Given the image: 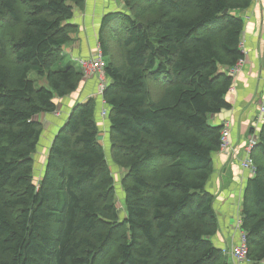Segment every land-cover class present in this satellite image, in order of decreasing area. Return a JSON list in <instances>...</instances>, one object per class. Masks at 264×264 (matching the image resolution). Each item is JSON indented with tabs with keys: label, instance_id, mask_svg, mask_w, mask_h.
I'll return each mask as SVG.
<instances>
[{
	"label": "trees",
	"instance_id": "trees-1",
	"mask_svg": "<svg viewBox=\"0 0 264 264\" xmlns=\"http://www.w3.org/2000/svg\"><path fill=\"white\" fill-rule=\"evenodd\" d=\"M120 1L125 12L105 15L99 29L101 99L74 104L35 183V117L55 113V99L83 78L61 49L84 0H0V264H235L231 239L213 241L219 220L206 185L223 127L208 117L230 109V70L245 58L236 12L252 1ZM150 80L167 83L159 96ZM261 124L239 207L245 264H264ZM106 151L126 170L123 215Z\"/></svg>",
	"mask_w": 264,
	"mask_h": 264
},
{
	"label": "crops",
	"instance_id": "crops-1",
	"mask_svg": "<svg viewBox=\"0 0 264 264\" xmlns=\"http://www.w3.org/2000/svg\"><path fill=\"white\" fill-rule=\"evenodd\" d=\"M114 12H125L120 0H84L82 8H74L73 17L68 24L73 26L75 31L70 34V42L61 49L62 63L72 64L76 68L78 65L79 72L83 74L79 60L90 61L93 58L99 47L101 21L105 15ZM236 15L244 20L242 50L245 58L239 66V71L232 77L233 86L225 97L230 109L208 117L212 126H224L225 121H231L228 153L231 147L242 148L239 150L235 147L237 153L232 155L233 158L223 157L219 152L213 154L215 172L206 185V189L216 196L214 207L221 229V233L213 240L223 244L228 237L234 236L232 219L236 214L237 204L241 202L245 182L250 176V172L242 171L239 164L244 160L245 148L249 141L252 138L258 140L261 123H264L256 122L258 106L264 100V0L257 3L252 1L248 10L236 12ZM96 89V76L87 79L83 77L72 94L78 103H81L94 98V95L98 94ZM238 153L239 157H236Z\"/></svg>",
	"mask_w": 264,
	"mask_h": 264
},
{
	"label": "rangeland",
	"instance_id": "rangeland-1",
	"mask_svg": "<svg viewBox=\"0 0 264 264\" xmlns=\"http://www.w3.org/2000/svg\"><path fill=\"white\" fill-rule=\"evenodd\" d=\"M111 58H112V63L114 64H119L120 63V56H118L117 54V49L115 48V42L112 39L111 40ZM78 68L79 66L76 65ZM78 68H76L77 70H79ZM31 79H34L36 77H34V75L30 76ZM163 81H165L164 79H162ZM163 81H159V82H154L153 80L149 81V87H150V91L152 94H155L156 96H159L163 89L166 87L165 82ZM41 81H39V85L41 86ZM165 83V85H164ZM97 92L98 89H96ZM81 97V95H80ZM100 93L95 94L94 98L96 100V102H98L100 100ZM55 102L57 104V110L55 113L53 114H40L38 116L35 117V120L39 121L41 126H42V135H41V141L39 146L37 147L36 152L34 153L33 160H34V181L35 183H38V179L42 176L43 174V169H44V165H45V161L47 159L48 156V152H49V147L53 141L54 135L56 134V132L58 131L59 127L63 124V122L66 120V118L69 116L70 110L71 108L74 106V104L76 102H78V100H76V97H74L73 94L67 96L65 99H55ZM99 114H98V118L102 121L105 122V120L103 119L102 116V107L99 106L97 107ZM107 121V120H106ZM108 123H105L104 125H102L100 127V141L102 144L105 145V141L107 140V136H108ZM257 139H255V143L254 145H252L253 147H255L257 144ZM235 145V144H234ZM237 147L236 149L239 148V150H241V147L235 146ZM235 147H231L230 152L228 153L226 150H224L223 148H221V150L219 151V155H222L223 157H227V158H233L232 155H236V151H235ZM247 149L250 148V144L248 143V146L246 147ZM105 150H106V146H105ZM238 150V151H239ZM253 150V149H252ZM252 152V151H251ZM257 154V156L259 157L258 153L255 152ZM107 154V160H108V165L109 168L111 170V174L114 180V187H115V203L116 206L119 210V214L123 215V191H122V187H121V180L125 175L126 170L123 169L122 167H119L117 165H115L111 158L109 157V152L106 151ZM217 154V155H218ZM236 157H239V153ZM237 160V159H236ZM260 164H264L263 160H260ZM223 169V167L221 168ZM227 177H231L230 175H227ZM122 210V211H121ZM234 224V218L232 219V226ZM220 229V227H219ZM221 230V229H220ZM221 233V231L219 232ZM231 241L233 242V239L230 238ZM215 242V239L213 240ZM216 243V242H215ZM227 243H230V241L228 240Z\"/></svg>",
	"mask_w": 264,
	"mask_h": 264
},
{
	"label": "built area",
	"instance_id": "built-area-1",
	"mask_svg": "<svg viewBox=\"0 0 264 264\" xmlns=\"http://www.w3.org/2000/svg\"><path fill=\"white\" fill-rule=\"evenodd\" d=\"M251 1H253L254 3H257L260 0H251ZM79 63L83 69V77L85 79L90 78L91 76H96L98 78V91H99L98 93L102 94L106 80H105V76L103 73L104 63H103V58H102V53H101L100 48L98 47L95 55L90 61L79 60ZM241 64L242 62L239 63L236 68H233L232 70H230V74L232 76H234V74L239 71V66ZM102 116H103V113H102ZM257 119L264 122V100L261 101L258 106ZM222 127L223 128L221 131V143H222L221 148L227 151L228 144H229V138H230L231 121L229 120L225 121L224 126ZM254 143H255V138H252L249 141L250 148L249 149L245 148L244 160L239 164V167L242 171H249L250 174L252 173V164H253L250 154L253 148L252 145H254ZM239 207H240V203L237 204V207H236L237 211H236L235 216L233 217L234 224L232 226V229L234 230L233 235L236 238L234 239V236L232 237L233 242H232L230 254L233 260L235 261V264H245L247 260L248 249H247L245 240L242 238V233L240 231L241 221L239 217Z\"/></svg>",
	"mask_w": 264,
	"mask_h": 264
},
{
	"label": "clouds",
	"instance_id": "clouds-1",
	"mask_svg": "<svg viewBox=\"0 0 264 264\" xmlns=\"http://www.w3.org/2000/svg\"><path fill=\"white\" fill-rule=\"evenodd\" d=\"M222 144V143H221ZM253 149V148H252ZM221 150V149H220Z\"/></svg>",
	"mask_w": 264,
	"mask_h": 264
}]
</instances>
